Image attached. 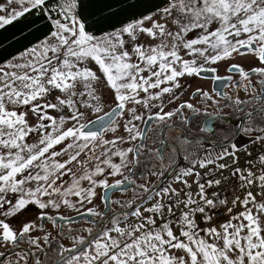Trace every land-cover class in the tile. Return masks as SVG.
Returning a JSON list of instances; mask_svg holds the SVG:
<instances>
[{
  "label": "snow or ice",
  "instance_id": "6c2138e0",
  "mask_svg": "<svg viewBox=\"0 0 264 264\" xmlns=\"http://www.w3.org/2000/svg\"><path fill=\"white\" fill-rule=\"evenodd\" d=\"M24 21L0 264H264V0H0Z\"/></svg>",
  "mask_w": 264,
  "mask_h": 264
},
{
  "label": "trees",
  "instance_id": "16d2710c",
  "mask_svg": "<svg viewBox=\"0 0 264 264\" xmlns=\"http://www.w3.org/2000/svg\"><path fill=\"white\" fill-rule=\"evenodd\" d=\"M29 20H31V18H29ZM27 22L28 21H24L21 24L15 25L14 27H9L6 31L0 30V45H3V47H0V55H6L4 48L7 47L9 44H11L12 47H7L8 51H12L14 47L18 46L15 44V40L21 37L19 29L22 28Z\"/></svg>",
  "mask_w": 264,
  "mask_h": 264
},
{
  "label": "rangeland",
  "instance_id": "374dc122",
  "mask_svg": "<svg viewBox=\"0 0 264 264\" xmlns=\"http://www.w3.org/2000/svg\"><path fill=\"white\" fill-rule=\"evenodd\" d=\"M119 196H120V193L117 192V193L114 194L113 198L115 199V198H117V197H119Z\"/></svg>",
  "mask_w": 264,
  "mask_h": 264
},
{
  "label": "flooded vegetation",
  "instance_id": "af4514ba",
  "mask_svg": "<svg viewBox=\"0 0 264 264\" xmlns=\"http://www.w3.org/2000/svg\"><path fill=\"white\" fill-rule=\"evenodd\" d=\"M150 136H151V133H150Z\"/></svg>",
  "mask_w": 264,
  "mask_h": 264
}]
</instances>
